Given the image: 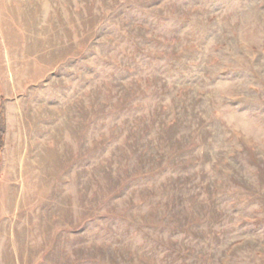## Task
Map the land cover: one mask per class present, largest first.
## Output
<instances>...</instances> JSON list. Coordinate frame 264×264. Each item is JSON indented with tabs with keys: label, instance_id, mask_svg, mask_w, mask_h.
Wrapping results in <instances>:
<instances>
[{
	"label": "rangeland",
	"instance_id": "rangeland-1",
	"mask_svg": "<svg viewBox=\"0 0 264 264\" xmlns=\"http://www.w3.org/2000/svg\"><path fill=\"white\" fill-rule=\"evenodd\" d=\"M0 264H264V0H0Z\"/></svg>",
	"mask_w": 264,
	"mask_h": 264
},
{
	"label": "trees",
	"instance_id": "trees-1",
	"mask_svg": "<svg viewBox=\"0 0 264 264\" xmlns=\"http://www.w3.org/2000/svg\"><path fill=\"white\" fill-rule=\"evenodd\" d=\"M2 116H1V114H0V146H1V144H2V141H3V134H2V132H3V123H2Z\"/></svg>",
	"mask_w": 264,
	"mask_h": 264
}]
</instances>
